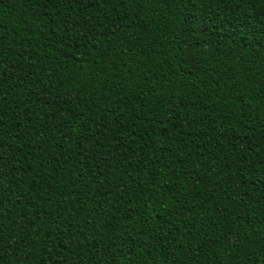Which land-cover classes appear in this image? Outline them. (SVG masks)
I'll use <instances>...</instances> for the list:
<instances>
[{
    "label": "trees",
    "instance_id": "16d2710c",
    "mask_svg": "<svg viewBox=\"0 0 264 264\" xmlns=\"http://www.w3.org/2000/svg\"><path fill=\"white\" fill-rule=\"evenodd\" d=\"M0 264H264V0H0Z\"/></svg>",
    "mask_w": 264,
    "mask_h": 264
}]
</instances>
